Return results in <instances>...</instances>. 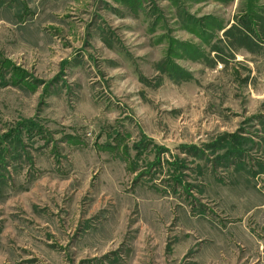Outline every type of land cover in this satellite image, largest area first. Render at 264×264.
Segmentation results:
<instances>
[{"label": "rangeland", "instance_id": "1", "mask_svg": "<svg viewBox=\"0 0 264 264\" xmlns=\"http://www.w3.org/2000/svg\"><path fill=\"white\" fill-rule=\"evenodd\" d=\"M264 0H0V264H264Z\"/></svg>", "mask_w": 264, "mask_h": 264}, {"label": "crops", "instance_id": "2", "mask_svg": "<svg viewBox=\"0 0 264 264\" xmlns=\"http://www.w3.org/2000/svg\"><path fill=\"white\" fill-rule=\"evenodd\" d=\"M264 214V213H263ZM262 218H264V215L262 216Z\"/></svg>", "mask_w": 264, "mask_h": 264}]
</instances>
